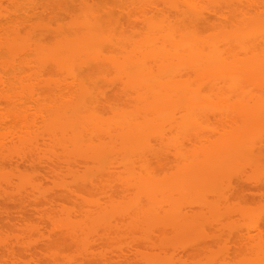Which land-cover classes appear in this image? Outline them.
Returning <instances> with one entry per match:
<instances>
[{"label":"bare ground","instance_id":"bare-ground-1","mask_svg":"<svg viewBox=\"0 0 264 264\" xmlns=\"http://www.w3.org/2000/svg\"><path fill=\"white\" fill-rule=\"evenodd\" d=\"M8 1H10V0H8ZM8 1H7V3H8ZM16 1H18V0H12L11 3H15L16 4ZM24 1L25 2H23V0L20 1L19 3L17 2L18 4L13 5L15 7L12 6L11 10H10V7H5V8H8L10 11L13 10L12 14H14V15H16L18 17L20 16L19 19L20 18L22 20H24L26 18L28 19L29 13L31 14V10L29 12H28V10H29V8H31V6L32 7L34 6L33 4H35V2L33 0H24ZM35 1L38 3V0H35ZM46 1H49V0H46ZM61 1L65 2V0H61ZM66 1L70 2V3H68V2L66 3L65 2L66 5H72L71 3H75V5H77V9H78V7L80 8L81 6H82V9H83V13L80 14V17H76V19H72V22L70 21L71 23L69 22L70 25L68 26V28H64L65 24H62L61 21L60 22L59 21L56 22L58 17L57 18L54 17L56 19L55 21L52 20V19H51L52 21L48 19L49 22L50 21L52 22V23L50 22L51 24L48 23V21H46L47 24L46 23L44 24L45 21L44 22L42 21V18H44V17L41 18L40 16H37L36 14H38V13H36L35 16H37L38 19L41 18L40 22L41 23L43 22L42 23L43 25L42 24H35V21H38V23H39L40 19L39 20H35V21H31L29 19L32 22V25L31 26L30 25L26 26L25 21H22L20 19L22 22L18 21V20L17 21L15 20V21L19 22V23L20 22L24 23L25 26H24V24L22 26H21V24H19V26L16 25L17 27L15 26V28H17L18 30H15V29L13 30L12 29L13 30L12 31L10 29V28H12V26H11L12 23H10L11 20H8L11 17H9V15L6 14V13H8L9 10L7 11V9H6V11H7V12L5 11L6 13L2 11L3 9L0 10V19H1V15H2L1 12H3L2 17L5 14V16L3 17L4 19L2 18L1 22L4 20L6 22V25H7L8 21H9L8 28H7V26H5L6 28L3 29L4 32H2L3 31L2 30V26L4 27V24H3L4 22H2V23L0 22L1 23V25H0L1 28L0 29L2 30V31L0 30V32H1L0 36H2V37H0V56H4L3 58H4L5 62L3 61L4 62L3 66L5 67V69L10 71V72H8L6 70L7 73L6 72H4V73L6 74V76L9 77L10 82L11 83L13 82L11 85L15 84L14 81L17 80V79L15 80V78L11 79V75L19 76L18 79L21 80L20 76H21L22 72H24V73H22V75L29 73L28 76H30V74L32 73L33 77H34V73H36V75L40 79L39 80L38 78H36V79H38V82L39 81L43 82L44 78L41 80L42 76H44V77L46 76V78H47V75L49 77L50 74L52 75V74L56 73L57 79H60L57 82H60V83L58 84L56 82L54 85H51V82L56 80V78H54L55 80H49L50 83L48 84V86L49 87L52 86L51 88H53V86L54 87H56V86L58 87L59 86L56 89L60 88V90H62L61 89L62 88L61 84H62V85L65 86V89H66L63 95H60V94H62L61 92H63L64 90L61 91V92H60V90H57L60 93V94L58 93V96H56V94L52 95L53 98L50 99L52 101L51 102L52 104L50 103V104L44 105V106H42V108L40 106H38L39 107L38 109H39L40 112L36 111L37 113L39 112V114H38V116H36V115L34 116V118L38 117L39 119L40 118L42 119V120H40V122L42 121V126L41 125L38 126L37 127L38 129L35 126L38 125L39 120L36 121L37 122L36 124L32 123L33 119L27 120L28 117L30 119V116H29L30 114L26 115V118H27L25 120L26 123L23 122V125H22L20 120H21V118L24 120L25 119V115H24V117H20V116H21V113L25 114L27 110H25V112L24 111L23 112L18 111L17 110L18 109V105L17 104H19V105L21 104V103H17L18 101H15V103H17V104H15V105L12 104V105H14L13 109H15L16 105H17V108L15 109L16 111H14L13 109L12 110H13V112H18V113H13L12 110H10L13 114L10 113L12 116L11 115H9V116H11L13 120H15V118H17V119L15 120V123H14V122H12L13 121L12 119L7 117V120L9 119V122L11 121L10 123L8 122V124H10V125L12 124L13 126L16 124V125H18V128H21V127L22 128H21L20 132L17 134L16 138H15L16 134L14 135V133H12L14 138L12 137V134H11L10 137H12L13 139H11V141H9L10 138H8V135H6L7 137H5V134H3L1 132L2 131L1 127L2 126L5 127L6 122H5V124H2V126L0 127V170L6 169L7 167L3 168L4 165L7 166V164H8L10 166V165L13 164V162H15L14 163L15 167H16V163L18 161H20L21 163H23V162L30 163L31 162V164H33V162H34L35 164H33V165L35 167L36 166L38 168L45 167L46 168L45 170H48L47 173H49V175L51 177H53V178L56 177V179L58 178L57 180H60V181L63 179V183L58 184V187L61 188V191L63 189L64 194H67V192L69 191L70 188H71L70 190H71V193H72V189L75 188V187H72L71 184H73V182H76V181H78L79 184H78V182H76L74 184L78 185V187L82 186V188H80V191H81V189L84 191V189L87 190V188L88 189L90 188L87 191L90 192L91 189H93V190L95 189L94 192H96L97 188H98V189H100L102 191V194H104L105 192L107 193V191L103 192L101 184L103 185L107 181V179H109V177L111 179H112V177H114L113 176L114 174H111L110 172H112V168L116 169L117 168L116 166L118 165V167H120L119 169L122 168V169L126 170V171H124L122 173L126 172V174H127V170H128V173H129L128 175L125 174V175L121 176L122 177L121 178V182L124 181V184H125V182L128 180L129 183L127 182V187H129V185L131 186L132 184H134V185H132V187H129V188H132V190L135 191V193L133 191V194L131 192L132 195L136 194L135 196H132V195L129 196L128 195L129 197H131V199L128 197V200L125 201V202H128V204H130L131 200H135V199H133L134 197H138L140 195L143 196V198H145V199L140 198L141 200L137 199L139 204L138 203L136 204V203L133 202V204L139 205V206H135L137 208L133 207L131 205L132 203L130 205L133 208L131 206L130 207L135 211V212H133V210H132V212L135 213L134 214L135 217H137V219L135 218L137 220V222L139 224H143V223L147 222L146 224H143V225H144V227H146V229H147V227L149 229V228H151V226L149 225L151 222L152 223L155 222V224H156V221L158 219H162L163 218L162 215L159 212L164 213L163 210H164L165 206H162L163 207V210H162L163 212H162V211H158L159 209L157 210L155 207H154V209H151L149 207H147L148 209H146L144 207L146 205H143V203L141 204V202H144V200H145V201H147L146 203L152 204L153 202H156L157 200L156 201H151V200L152 199H156L160 195H162L163 197L166 196L165 198H169V196H170V198H171L173 196V195L171 196L172 193H170L172 190H173V194H174V192H175V194L177 193L176 196L178 195V192L184 194L187 189L189 191H191L193 189L194 190L198 189L197 190V194H196L197 196L199 195L200 190L201 191L203 190V192L208 195V193L210 194V193H213L215 191L216 183H213V182L217 181L218 178H219L218 177L217 180L215 179V177L217 175L216 173H215V177L214 178L211 176L209 170L211 169V170L214 171V168H212V166H211V168H209V165L204 164V166L207 165V168H206V170H203L202 169V168H204L203 165H202V167L200 165L201 163H205V162L207 163V161L205 160L206 156H208L207 158L209 160V163L211 162V160H213V159L215 160L216 159V157H214L215 154L214 155H210L211 153H213L212 152L213 147H210L212 143H209L210 145L208 144L209 146H207V145L206 146L210 147L211 150L209 148H208L209 149L208 151L205 150L206 153L210 152L209 155H208V153H207V155L203 154V153H200V151L201 152L204 151V149H203L204 147L203 148L200 147V149L195 150V149H197V146L194 144V146H196V147H194L195 149L193 150V152L196 153V154H194L193 152L192 153L194 155H197V156L202 157V158H197L196 157L195 161L192 162V164L194 163V165H192L190 163L191 166L190 167L188 166V168L181 165L180 168H183V167L184 168L180 170V168L177 167L176 170H177V172L180 171L181 175L179 174V172L177 174L178 176L174 173V178H177L178 181L177 180H176V182L174 181V179L172 178V174H169V175H171L170 179H173V181H170L167 178V176L165 177V178H167V180H165L164 178L161 180L160 177H158L159 179H156L153 176L157 177V175L159 173L157 175L154 174L150 167H151V164H156L157 165L158 163H153L152 161H154V160H152V159L153 158L154 159L155 158L159 159V158H162V156L157 154V152H158L157 150L158 149H155V150L153 149L154 145L151 142V139L153 138L152 136L155 134V132L157 134V132L162 131L161 138L160 137L159 138H160V140H161V142L163 144L164 140L167 139V137H166L167 134L166 133L164 134L163 132L165 130H162V129L163 128L167 129V128H165L166 126H169L171 130H172L173 127H175V126L177 127V125H180L181 121H182L181 120L180 124H179V122H177V120L179 118L182 117V119L185 118L186 120H188L187 119V117H188L189 120H191L195 116L194 117L195 119L197 118V120H201V116H205L204 114H207L206 113L207 111H209L210 113L211 112L214 113L212 111V109L214 110V108L212 107L213 106L212 103L215 104V106H220L221 102H219L218 99L223 100L224 98L222 99V97L219 96L221 94V92L218 93V91H220L224 86L227 85V84L223 85V83H225L224 81H226V80H228V82L231 81V84H232V80H235L238 77L237 83H235V86H236L235 89H237V86L240 88L239 85H241V84H240L239 81H241V79L242 80H246L247 79L246 82L247 81H248L247 83L250 82L251 83V84L249 83L250 85H252V82L255 84V82L257 81L256 83L259 82L257 84L258 86L261 85V87H264V76H263V78H261V80H258L257 78L254 80V77H249L248 76L247 70H246V72H243V73H242L243 70H240L241 73L237 71V69L239 70V67H242L247 62H244L243 65H240V66L237 64L238 67L236 66V68H234L236 63L232 62V63H235V64H231L232 60L229 61L231 59L230 58L231 55H233V56L235 55L233 58L237 59V57H240L239 56V54H240L239 52L246 53V52H249V49H251L250 52H253V51H255V49L253 50L250 47H259V45H261V44H263V46H264V19H262V17H263L262 15L264 14V11L260 13V11H259L260 9L255 7L254 9L256 11L258 10V13L260 14V15H256L257 13H255V14L251 13L250 14V13L247 12L248 10L247 11L243 10L242 9L244 7L243 5H245L249 0H246V1L242 0L243 3H241V4H240V2H241L240 0H223V1L222 0H205L204 2L205 3L207 2L206 4L210 5V7H214L213 8L214 10L212 8H211L212 10L210 9L213 13H211V11L208 9V7H204V5H201V2H197L196 0H160V3H157L158 0H152V4L156 3L157 6L164 4L166 9H169L168 11H166V9L164 10L163 7H162V9H160L161 7L159 6L160 8H158L157 11H158V13H161V14H157V12L155 10H150L152 8L148 9V7H151V5H150L151 1H149V0H146V1L138 0V3L140 2L138 6H140L143 11H144V9H147V10H149L151 12L155 11L156 14L153 13V17L151 15L150 18L145 20V23L143 22L144 24L142 26L143 27L145 26V29L144 28L142 29L141 24H139V22L136 20L135 23L137 22V25L139 27L138 28L135 27L133 30H135L137 28L138 31H139V32L137 31L139 33V35H137L136 34L137 32L135 31V33H133V34L136 35L137 37L136 36L131 37L133 34H131V35L130 34H126V33H128L130 31L129 28L126 29V27H124V26H127V25L124 24L122 26V24H121V26H122L121 28L124 29L127 32H124L120 28V23L122 22V20L119 23V18L116 16V13L114 14L112 12L113 11L112 8L109 7V5L105 4L107 2V0L106 1L105 0H91L92 4H94L92 6L91 5L89 6L88 1L90 2V0H66ZM236 1H237V3H236ZM254 1H256V0H253L252 3L251 2L248 3V5H250V7L247 5V7H248L247 9L253 8L255 3L257 5V3L262 2V1H259V0H258L259 2H257V1L254 2ZM141 2H143L144 5L149 3L147 5V8H144L143 3H142V5H140ZM145 2H146V4H145ZM23 3H25V4L27 3V4L25 5ZM29 3H31V4L29 5ZM37 3H36V5H37ZM54 3H56V2H54ZM109 3L110 2H108V4ZM39 4H41L40 1H39ZM60 4H62V2H60ZM225 4L229 8L231 7L232 11H235V12L237 11V7H239V8L242 7L241 9L238 8L239 11H238L237 15H236L237 12L235 14L233 12L232 16H234L235 18H232L231 15L228 16V18L226 17V19H228V20L230 19L229 22L232 19H233L232 23H233V21L235 22L236 21L235 20L236 16H237V18H240V17L242 18L244 16V14H245L244 12H246L247 16H249V17L259 16V18H257V19L256 18H254V19L247 18L246 19V17H245L246 20H244L242 18L241 20H244V21H240L242 24L245 23V25H242V28H239V27H241V25H240L241 23H238L239 22L238 21V22H235V24L238 23L240 25L239 27L233 25L235 27L232 28L231 26L227 25L229 27L228 29H226L227 27L225 28V26H224V27H222V30H219V29H221V26L218 27L217 26L218 24L215 25L214 21H216L218 23V20L222 19V15L220 16V14L223 11L215 10V7L218 8V9H223V8H221V6L223 7ZM22 5H25V8L22 7ZM132 5H134V3ZM230 5H232V6H230ZM17 6L18 7L20 6L22 9H20V8L17 9ZM27 6H29V8ZM37 6H39V5H37ZM57 6H58V4H57ZM121 6L119 5V8L121 9V10L119 9V11H122V10L125 11L126 9L121 8ZM153 6L155 8V5H153ZM226 6H224V7H226ZM260 6H262V5H260ZM26 7L28 8V10H27ZM134 7L136 8L137 5H135ZM263 7H264V4H263V6L261 8L263 9ZM71 8L72 9L75 8L74 11H75V14L77 15V13L79 11L78 12L76 11L77 10L76 6H73V7L71 6ZM16 9H17V12L19 11L20 13L19 12L18 13L14 12V10L16 11ZM33 9H34V7L32 8L33 14L38 11L37 9H35V10H33ZM82 9H80V10L82 11ZM204 9L207 10V11H205ZM26 10L28 12V16L25 17V18H22L21 13H23V15H25V13H26V15H27ZM228 10H226V11H228ZM240 10H243L242 14L240 13ZM116 11L117 10H115L114 12H116ZM171 11H173V13H175V15L179 18L178 21H176L177 19L176 20L172 19L174 22H176V24H174L171 21V19H170L171 17H169V16H171L172 13L171 14H168V13L171 12ZM208 11H210V12H208ZM60 12H61V10H60ZM206 12L209 15L213 14V16H211L212 17L211 21L213 23L209 21L210 17L208 19L206 17V15L204 14ZM219 12H221V13L217 17V14ZM119 13H117V15ZM134 13H133V15L135 17ZM150 13H148V14H150ZM215 13H217V14H215ZM18 14H20V15H18ZM33 14H31L32 17L34 16ZM71 14H73L72 16L75 15L73 12ZM71 14H69V15H71ZM130 14H132L131 11H130ZM31 15L29 16L30 18H31ZM214 15H215V17H214ZM238 15L240 17H238ZM138 16L139 17L141 16L140 13H138L137 17ZM67 17H68V20H69V16H67ZM213 17L214 18H219V19H215L214 20ZM50 18H52V17H50ZM132 18H133V16H132ZM5 19H7L8 21L5 20ZM44 20H45V18H44ZM66 20H67V18H66ZM27 21L28 20H26V22ZM31 22L28 21L27 23H31ZM58 22L61 23L62 24L61 26H64V27H58V25H56V27L52 26V24H54V23L57 24ZM220 22L221 21H219V23ZM33 23H34V26H33ZM132 23H133V21H132ZM210 23H211V25H210ZM212 24H214L215 26L212 25ZM20 26H21V30L19 29ZM244 26H246V27L244 28ZM23 27H25V28L27 27L26 30ZM127 27H129V26H127ZM187 27H188V29H187ZM139 28H141L142 30H140ZM206 28H208L207 29L208 31L206 30ZM22 29H24V31L26 32L25 33L26 35H24V32H23L24 36L20 35V34H22V32L20 33V31H22ZM120 29L122 31H120ZM203 29H204V31L206 33L202 32ZM216 29H218L220 32L219 31L216 32ZM27 30H29V31H27ZM213 30L216 33H214ZM210 31L213 32V33H211ZM207 32H209V33L207 34ZM48 33H49L50 36L47 37ZM130 33H132V32H130ZM203 33H204V35H202V36H204V37L199 35V34H203ZM128 36H130V37L128 38ZM139 36H142L143 38L140 37L139 39H141V40H136V38H138ZM238 49L240 51H238ZM234 50H235V54L233 52ZM236 50L238 51V53H237ZM243 51H245V52H243ZM109 53H111V55ZM236 55H237V57H236ZM262 55H263V53H262ZM0 58L3 59L2 57H0ZM241 59H240L241 61L239 59L238 60L240 62H242L244 58L242 57ZM263 62H264L263 60H262V62L261 61L257 62L259 64L261 63V65L263 66V67H261L262 69H259L260 67L257 66V67H259L258 69L261 71V73L259 71H257L258 74L260 73L259 75L264 74V71H262V70H264ZM232 65H234L233 68H234V70H236L234 72H238L237 73L238 75L235 76V78H233L234 76H232L233 75L232 74L230 78L228 77L226 79V77H225L226 73L228 72V73L231 74V71L229 72L227 70ZM254 66L256 67V65H254ZM255 67H254V69H255ZM247 69H249V67ZM26 70H28L29 72L27 71L28 73H26L25 72ZM224 70H226V73L224 72ZM250 71H252V70H249L248 72H250ZM224 73H225V75H224ZM230 74H228L227 76H230ZM14 76H12V78ZM24 76H27V75H24ZM40 76H41V78H40ZM186 77H188V78H186ZM6 79H8V78L6 77ZM6 79H5V81H7ZM31 79L33 80L34 78H31ZM31 79L27 80V82L28 81H32ZM36 79H34V80L36 81ZM51 79H53V78H51ZM9 80L7 81V83L9 82ZM45 80L48 82V79H44V81ZM220 81H222V83ZM219 82H220V84H222L221 86L219 85ZM228 82L226 81V83H228ZM16 83H17V85H19L18 80H17ZM21 83L22 84L24 83L23 85L27 84L26 82H24V80H22ZM241 83H243V82H241ZM5 84H6V82L3 81L1 83V86L5 85ZM22 84H21L22 88H25V86H23ZM38 84H40V83H38ZM52 84H53V82H52ZM43 85H45V82H43ZM36 86H39V85H36ZM102 86H103V88H102ZM104 86H107V87H110V88L114 87V89L116 91L113 90L112 93H111L114 97H112V95L109 96L108 93H107V95L110 98L108 96L106 97V94L104 96V91H105ZM231 86H234V85H231ZM4 87H2V88L4 89ZM8 87H9V85L7 86V88ZM30 87H28V88H30ZM110 88H109V90L111 92L112 89H110ZM117 88H118V90H117ZM241 88L243 89V87H241ZM26 89H27V86H26L25 90ZM235 89L231 88L232 94L234 93ZM11 90H9V92H11ZM13 91L15 92V90H13ZM29 91H31V90H28V92ZM221 91L223 92V90H221ZM25 92H27V90ZM34 92H35V94L37 93L36 90L32 89V92H30V93H32L33 96H34L35 95ZM115 92H116L117 95L115 94ZM55 93H56V91H55ZM48 94H50V93H48ZM229 94L232 95L231 93H229ZM221 95H223V94H221ZM225 95H227L229 98L231 97L227 93ZM233 95H235V94H233ZM35 96H36L35 98L36 99L39 98V100H41V98H43V97L39 96V91H38L37 95H35ZM52 96H50V97H52ZM55 96L57 98H55ZM59 96H60L61 99L58 98ZM216 96H217V98H216ZM22 97H24V96H22ZM48 97H49V95H48ZM14 98H16V97H10L11 101H8V102L14 103L13 100H12ZM24 98H25V100H28V98H26V97H24ZM119 98H120V100H119ZM226 98L227 97H225V100L227 101ZM58 99H59V101H58ZM232 99L234 100L235 97H232ZM29 100H31V99H29ZM39 100L37 102L38 105H43L44 103L42 101H39ZM101 100H103V101H101ZM107 100L109 101L108 104H110L111 101H112V103H111L112 106H116V107H109L110 105L108 106V105H106L107 103L106 104L103 103V102H108ZM113 100L115 101V103L113 102ZM118 100L121 103L124 100V102H126V103L121 104ZM212 100H214V101H212ZM35 101L36 100L34 99V102ZM234 101H237V100H234ZM238 101H237L238 104H236V102L230 101V103H231L233 108L237 107L240 104L237 107L238 109H234V110H237L236 111L237 113L238 112L239 113L243 112L244 115L245 114L248 115V113L250 111L248 113H245L244 110H242L244 106H247V105H244V104H246V102L243 100V101H241V103H239ZM40 102L43 103V104H39ZM214 102H217V103H220V104H217V103H214ZM242 102H243V104H242ZM130 103L133 106H131ZM222 103L224 104V102H222ZM33 104H35V103H33ZM207 104H211V106L209 105V107H208V106H206ZM225 104H226V102H225ZM227 104L229 105V103H227ZM262 104L264 105V102ZM120 105H122V107ZM233 105H235V106H233ZM242 105H244V106H242ZM224 107H227V106L225 105ZM232 107H229V108L232 109ZM8 108H6V109H8ZM205 108H207V109H205ZM6 109H5V111H7ZM21 109H23V108H20L19 110H21ZM203 110H206V111L203 114L201 113V116H200L199 112L200 111L202 112ZM227 110H229V109H227ZM232 111H233V109H232ZM261 111L263 112V113L262 112L261 113L263 114V119H264V109H261ZM3 112H4V110H3ZM246 112H247V110H246ZM254 112L255 113L256 112L259 113L260 116L258 114L257 115L259 116V118L262 121V118H261L262 114H260L259 109H258V111L255 110ZM0 113H1V111H0ZM6 113H4L2 115H5ZM32 113H34V111ZM177 113L178 114L180 113V116H181V114L184 115V116L186 114H188V116L186 115L187 117H184V116L180 117L178 115L179 117L175 118V116H176L175 114H177ZM219 113H220V111H219ZM107 114H108V116L109 115L110 116L108 117ZM192 115H193L192 118L189 117V116H192ZM6 116L7 115H5L4 117L6 118ZM250 116L248 115L247 117L249 118ZM18 119H19L20 125H22L21 127H19L20 125L17 124V122H16ZM23 120H21V121H23ZM183 122H189V121H184L183 120ZM200 122L201 121H198V125H200L199 124ZM176 123H178V124H176ZM189 123H195V120H194V122L190 121ZM174 124H175V126H174ZM186 124L185 125L183 124L185 127L184 126L182 127L180 125L182 130H179L178 133L174 131L175 129H173V131H174L173 133H176V134H173V138H174L173 141L176 140V139L178 140V141L176 140V143H179V141H180L179 144H176V143L174 144L175 141L174 142L171 141V144H174V146L175 145H177V146L179 145V146L182 147L185 144V143H183V140L185 138L190 137V135H192V136L196 135L197 136V134L200 133V129H197V130H199V132H197V131L194 132L195 128H197L198 125H197V127L196 126L194 127V124H193V126L191 125V127H190V124H189V126H188V124L187 125ZM246 124L248 126L247 127L245 125L246 129H249V127L251 128L250 125L254 126L253 122L251 124L250 123H246ZM0 125H1V122H0ZM186 126H188V127H186ZM4 127H2V129ZM243 127H244V124H243ZM184 128L187 131H184L183 130ZM237 128H239V126H237ZM237 128L235 127V130H237ZM252 128H255V126L252 127ZM230 130L233 131L232 128H230ZM239 130L241 131V128H239ZM181 131L185 132V133H183L184 136L181 135V137H180L181 140H180V138H178V136H177V138H175V135L182 134ZM228 131H226V133ZM244 131L242 130L241 133H242L243 136L247 137V139H248V134H249L248 132H251L252 130L251 131H246V132H244ZM13 132H14V130H13ZM187 132H189V133H187ZM192 133H195V134H192ZM42 134H44V135H42ZM227 134H228L227 136H229V138L223 137V136H221V137H223V139L225 138V140L227 138L226 141H228V143L227 142L226 143L228 145L230 143L229 141H231L230 138L233 137V135L230 136L229 133H227ZM40 135H42V136H40ZM169 135H171V136H169L168 140H170V139L172 140V134H169ZM236 136H235L234 139L237 140V141H235L236 143L238 142L237 144H242L241 141H243V140L247 141L245 139V137L241 136L240 134H239V136H241V137L240 138L237 137L239 139V141H238ZM39 138H40L41 142H42L41 138L44 139V142H45V140H47L45 142V144L47 143L48 147L51 145L52 148H50L51 146L49 148H47V145H46V147L44 146L45 148L43 147L44 150L42 149V147L40 149L39 148L40 145L37 143ZM190 138H192V137H190ZM218 138L220 140V137H218ZM154 139H156V137L153 138V142H154ZM197 139L199 140L198 137H197ZM223 139L220 142V146H222V148L224 149V148H226L225 147L226 144L223 143V144H225L224 147H223V145H221L222 142H225V141H223ZM7 140L9 141L8 142L9 144L7 143ZM188 141L189 140H187V143H188ZM244 141H243V143H244ZM44 142H43V144H44ZM184 142H186V139H185ZM192 142H190V145H191ZM158 143H160V141H158ZM166 143L167 142H165V144ZM246 145H247V143H246ZM262 145L263 144H261V146L258 145L259 147H257L258 149H256V150H254L255 148L252 147V149L249 150L248 152L249 153L251 152V156H252V154L253 155L255 154L253 152L254 151L256 152L258 150L257 151L258 152L257 153V157H258V154L264 155L263 154L264 153V146L262 147ZM41 146H42V144H41ZM177 146H175V147L177 148ZM229 147L230 146H228L227 148H229ZM238 147H240V146H238ZM249 147H251V146H249ZM53 148H54L55 151L59 150V153H57L55 151L53 152L52 151ZM243 148H248V147H246L244 145V146H242V149ZM205 149H206V147H205ZM179 150H182V149L179 147ZM231 150H233V149H231ZM153 151H154L155 154L158 155V158L156 157L155 154H154V156L151 154L152 155L151 162L149 161V163H151V164H149L150 166L148 167L151 170H149L148 168L146 169V168L142 167V164H141V167L138 166L139 168H141L140 169L141 171L138 168L139 171L135 172L137 170L136 169L137 167H136L135 164L136 163L137 164L143 163V166H144V162L146 161V155L152 153ZM182 151H179L181 153H179L178 150H177V152L175 151L176 153H179L178 154V159L181 157L180 160L183 157H186V156H184V154H182ZM196 151H198V152H196ZM221 151H222V149H221ZM40 152H42V154H40ZM45 152L47 153L46 155H45ZM48 152H49V155H48ZM245 152H246V150H245ZM54 153L55 154L57 153L56 156H59V155L60 156L62 155V156L61 157L60 156L57 157L58 159L57 158L54 159V157L50 156L51 154L53 156H55ZM176 153H174V154L172 153V155H175V157H177ZM222 153H226L225 156H224L225 159L223 158L224 163H226V156H229V157H227L228 158L227 159L228 163H226V165L230 164L231 161H233L232 158H234V157H230L232 155L227 153V151L226 152H222ZM244 154L245 153L243 152V155ZM246 154H247V152H246ZM47 155L50 156L51 158L47 157ZM194 155H193V157H194ZM202 155H205V158H203L204 156H202ZM245 155L243 157L246 159ZM5 156H7V157H5ZM222 156L223 155H221L220 157H222ZM239 156H240V154H239ZM37 158L40 159V160H38ZM241 158L242 157H239L238 159H241ZM35 159H37V161ZM41 159H43L44 161H42ZM176 159H172V160L176 161ZM197 159L200 161L199 164H197ZM201 159H202V161H201ZM217 159L221 160V158H219V155L217 156ZM258 159H260V158L258 157ZM203 160L205 162H203ZM35 161L38 162V163L40 161V165L41 166H39V164H36ZM161 161L169 162L171 160L170 159L169 160H165V159L162 160L161 159L159 161L160 162L159 164L162 166L163 164L161 163ZM177 161H176V163L179 162V161L178 162ZM217 161L219 162V160H217ZM20 162H18V163H20ZM221 163H217V164H219V166H220V165H222ZM33 165H31V166H33ZM63 165H64V167L66 169L63 167ZM113 165H115V167H112ZM120 165H122V166H120ZM187 165H188V163H187ZM195 165L198 168H199V165H200V168L202 169L201 170L200 168L199 169L197 168L198 170H196V171H199L198 172L199 174L194 173L195 171H193V169H192V166L195 167ZM75 166L78 167V168H76ZM213 166L215 167L214 163H213ZM15 167H13V165H12V168L15 169ZM35 167H34V169H35ZM61 167H63V168H61ZM82 167H84L83 169L87 168L86 171H84V172L80 171L81 169H79V168H82ZM220 167H222V166H220ZM38 168H37V170H38ZM152 168L154 169V166ZM169 168H170V166H169ZM185 168L187 170L189 168H191L190 170H192L191 172H193L194 174L192 173V175H190V174L188 175L187 173L190 170H188L187 173H185L186 172ZM142 169L143 170L145 169L144 170L145 174L143 173ZM182 170L183 171L185 170L184 174H186L185 175L186 177H184V174H183ZM200 170L202 172H200ZM262 170H263V168H262ZM79 171L82 172V174L79 175ZM150 171H151V173H150ZM205 171L208 172V173L206 172L207 177H206V175H204ZM139 172H140V174L142 173L143 175H145V177H143L142 174L141 175L139 174L141 177L138 176L137 174ZM214 172L212 173L213 176H214ZM21 173H24V172H20L19 175L16 174V178L18 179V182H19L18 185L19 186H17V187H15L16 185H13V186L15 187V189L16 188L19 189V188L23 187V188H25L24 189L25 191L19 189V192L24 191V193L22 192L23 194L20 193L18 195V193L16 192L17 197L19 196L18 198L22 199V198H20L21 195H22V197H24L23 198L24 200L26 198H27V200H28V198H30V200H32V198H36L35 201L38 202V203H39V201L41 199H43V202L45 203V201L49 198V196H51L52 191L49 192V191L45 190L46 192H43L44 190H43V187L41 186V185H43L45 183V182L43 183V181H42V180H44L43 176L41 178L40 177L41 175L38 176V174H37V176H36L35 173H33V174L24 173L25 175L24 174L20 175ZM83 173H84V175H83ZM130 173H131V175H130ZM11 174L12 175H9V173H7V172L5 173L4 171H0V188L2 190H4V191H8V189H10L11 186H12L11 183L14 182V181L11 182L12 181L11 178H10L11 180L8 179V176L9 177L10 176L13 177V173H11ZM33 175L36 176V177H34ZM49 175H47V177ZM169 175H168V177H169ZM193 175H195V178L200 175V177L203 178V180H201L200 177H198L199 179L196 180V179H194ZM209 176L212 177V178L211 179L209 178V180H208ZM38 177H40V178L38 179ZM65 178H67V179L71 178V179H69V181L73 180V182L71 184L69 183V185H66V184H68L67 183L68 181L66 179L67 182H65ZM118 178L120 180L119 176H118ZM40 179H42V180H40ZM38 180H39V182L41 181L43 184H41L39 182L37 183ZM50 180H51V178H50ZM79 180H84V182L81 181V184L85 183L86 184V186L84 185L85 188L83 187V184L82 185L80 184ZM117 180L118 179H116V181ZM132 180H134V181L132 182ZM60 181H58V182L60 183ZM113 181H115V180H113ZM197 181H199V182H197ZM53 182H55V181H53ZM108 182H109V180H108ZM121 182L119 184L123 185V183H121ZM130 182H131V184H130ZM172 182H174V183H172ZM105 184L103 185V188H105V187L107 188L108 185L106 186ZM110 184L112 186V182L111 181L109 182V185ZM113 184L115 185L116 182L113 183ZM24 185H26L27 187L29 186V187L26 188ZM70 185H71V187H70ZM91 186H93V187H91ZM115 186H117V184ZM117 187H120V185L117 186ZM172 187H173V189L171 190ZM175 187H176V189L178 191L177 190L174 191ZM188 187H190V188H188ZM108 188H110V187L108 186ZM117 189H120V188H117ZM117 189L115 188L116 192L118 191V194H119L120 193L119 191L122 188L120 190H117ZM107 190H108V192L110 191L109 189H107ZM137 190H138V192H137ZM188 190L185 193V195L188 194ZM12 191H13V189H12ZM73 192L75 193L74 190H73ZM193 192L195 193L196 191H193ZM203 192L200 193V194L204 195ZM220 192L223 193L222 191H220ZM4 193H6V192H4ZM69 193H70V191L68 192V195L70 196L71 194H69ZM84 193H86V192L84 191ZM109 193H111V192H109ZM31 194L32 195L35 194V197L34 196L32 197ZM36 194H37V197H36ZM77 194H78V192H77ZM87 194H89V193H87ZM87 194H85V196ZM129 194H130V191H129ZM55 195H57V194H55ZM55 195L54 196L52 195V196L55 197ZM62 195H63V193H62ZM75 195H76V193H75ZM110 195H109V197H110ZM44 196H46V197H44ZM52 196L50 198L53 199ZM58 196H61V195H58ZM176 196H174V197H176ZM191 196H192V194H191ZM38 197H40V198H38ZM64 197H65V195H64ZM72 197H73V195H72ZM89 197H90V194H89ZM174 197H172V198L174 199ZM177 197H179V196H177ZM11 198L13 200V197H11ZM62 199H64V198H62ZM79 199L80 198H77V200H79ZM87 199H88L87 202H89V199H91V198H87ZM178 199L181 201V197L176 199L177 202L175 200H173V201H175L174 205H179L178 208H175V207L170 208L171 209L170 210V217L171 218L169 216H167V215H169V212L167 213L165 211L166 214H167V215L165 214V216H167V219H172L173 218V220H176L175 217L177 216V221L176 222H171V221H164L162 219L159 222L157 221V224L154 227L160 226V224H161L160 222L161 221H163L164 223L166 222L167 225L166 226L165 225L162 226L165 229L168 228L171 224H173L170 227V228H172V230H175V228L178 226V228H176V230L178 232H175V231H170V232H174L177 235L176 237L178 238V236H179V239H181L182 238V234H183L182 232H185V231H183L185 228L181 224L185 223L187 225V227H188L187 229L191 230V233H192V230H195V228H196L194 225H196L197 228L200 226V224H199L200 220L197 221L198 224H199L198 225L195 222L193 223L194 218H193V220L192 219L190 220V218H188V215L185 216V218H184L182 215L185 214L184 211H186V210H184L185 208H183V210H182V207L188 201L186 203H184V201L182 200L183 202L181 201L182 203H180V201ZM24 200L22 202H25ZM48 201L49 200H47V203H48ZM51 201H53V200H51ZM83 201H84V199H83ZM91 201H92V199H91ZM200 201H201V199H200ZM72 202L75 203V201H73V200H72ZM122 202H124V201H122ZM122 202H119V203H122ZM163 202H166V200L165 201L163 200ZM202 202L206 203V201H204V199H203ZM25 203L28 204L27 202H25ZM47 203H46V206L48 205ZM80 203H82V202H80ZM192 203H195V202H192ZM39 204L37 206H39ZM125 204H127V203H125ZM23 205H24V203H23ZM35 205H36V203H35ZM93 205H95L94 202H93ZM164 205H166V204H164ZM51 206H53V205H51ZM104 206L106 208L110 207V209L113 210L114 212L106 210V208ZM104 206H103L105 208L104 211L102 210L103 207H100L101 211H103V212H101L102 214L99 213L100 211H97V213L100 214V215H98L97 213L94 214L93 212H96V211H90V210H87V208H86L87 212L89 211L88 212V216L86 217V215L84 214L85 216L83 215L84 218H82V221H83V219H84V221H85V219L87 220L85 223L82 222V221L81 222L80 221H76L75 222L74 220H72V219L69 220L68 218H67L68 219L67 222H65L64 220H61L62 219L61 218L60 219L61 221L58 219L60 223L57 220L54 221V219L51 221V223H53V224L55 223L56 224V225H54V226H57L56 229H60L61 228L60 226H64L67 230L68 229H70V230L72 229L73 230V229L78 228L80 230L79 232H82V234H83V232L87 233V231H90V229H92V231H93V227L95 229V226L96 227L97 226L100 227V225H101V227H103V226L106 225V227H110V225H111L110 222H108V223L104 222L103 223L102 219L99 220L100 218H102V215L104 216V213L106 211L107 212L109 211L111 214H113V213L117 214V212L120 213V211H121V213H122L123 211H126L123 208H121V210L117 209L118 207H116L114 209V207H111L112 204H110V206H107V205H104ZM84 207H85V205H84ZM150 207H151V205H150ZM192 207H194V206H192ZM192 207L191 208L188 207V209L187 208L186 209L189 211V210L192 209ZM42 208H40V209H42ZM53 208H54V206H53ZM90 208H93V206H91ZM48 209H46V213L48 212L47 211ZM165 209L169 210L167 208H165ZM210 209H212V212H213L214 208L210 207ZM52 210L53 209H51V211ZM80 210H78V211H80ZM180 210L182 212H184V213H180ZM44 211L45 210H43V212ZM51 211H50V213H52ZM53 212H54V210H53ZM90 212H92V213H90ZM174 212H176V213H174ZM89 214H90L92 219L90 218ZM92 214H94V216H92ZM106 214H108V213H106ZM124 214H126V213H124ZM124 214L122 213V214H120V216H122ZM141 214L144 215V217H146L148 220L144 218V220H146V221H143L142 220L143 216L140 217ZM96 215H98V216H96ZM71 216H73V215H71ZM71 216H70V218H71ZM120 216H118V217H120ZM48 217H50V216H48ZM77 217H79V216H77ZM130 217H131V215H130ZM190 217H192V216H190ZM65 218L66 217H64L63 219H65ZM138 218H139V220L142 218L141 220L143 222L141 220L139 222ZM196 218H197V216H196ZM198 218L199 219L202 218V222L204 221L203 217H201V218L198 217ZM106 219L108 220V217H106ZM121 219H123V216H122ZM127 219L129 220V217L128 218L126 217V219L123 220V221L126 222ZM185 219H187L189 222L187 220L185 222ZM256 219H258V218H256ZM96 220H97V222H95ZM136 220H135L134 224H136L135 225L136 228L137 227L139 228L138 224L136 223ZM100 221H101V223H99ZM208 221H210V220H208ZM225 221H226V219H225ZM252 221H255V220H252ZM62 222H64V223H62ZM131 222L132 221H129V224H127V223H124V224H126L128 226L129 225L134 226L133 223H131ZM232 225H228V226L231 227ZM89 226H91V228ZM140 226L142 227V225H140ZM53 228H55V227H53ZM84 228H88L89 230L87 229V231H83ZM191 228H193V229H191ZM245 228H247V227H245ZM187 229H185L186 230L185 233L188 232ZM72 230L70 231L71 233L73 232ZM98 230H99V228H98ZM76 231H77V229H76ZM179 233H181V235ZM159 234H163V233L160 232ZM165 234H166V232H165ZM220 237H221V235H220ZM220 237H219V239H220ZM260 239H261V241L263 240L262 237ZM260 239H258V243L260 242L259 241ZM174 240H175V238H174ZM263 242H264V240L262 242H260V243L262 244ZM263 247H264V244H263ZM259 248L260 247H258V249ZM258 249H257V251H258ZM259 250L261 251V249H259ZM260 251H258V252L260 253ZM263 251H261V252H263ZM250 257H253V261L254 262L251 259H248V258H247V260L250 261L251 263L248 262V261L246 262V260L243 261L242 259H240L239 262L242 261L241 263H243V264H245V263H248V264H253V263L260 264V263H262L261 261H264L263 259H261L258 256H257L258 259L256 258V256H250ZM254 257L257 260H260L259 261L260 263ZM243 259H246V258H243ZM55 260H56V258L53 259L54 264H60V261L56 263L57 260L56 261ZM74 260L77 261L78 259H74ZM81 260H83V259L81 258ZM255 260H256V262H255ZM0 261L2 262L0 264H3L4 261H2V260H0ZM67 261L66 262H62L61 264H63V263L71 264V262L73 264V263L76 262V261L75 262L72 261V259H70V261L68 259ZM10 263H12V262H10ZM105 263H106V261H105ZM217 263H218V261H217ZM16 264H18V263H16ZM262 264H264V262Z\"/></svg>","mask_w":264,"mask_h":264},{"label":"rangeland","instance_id":"rangeland-1","mask_svg":"<svg viewBox=\"0 0 264 264\" xmlns=\"http://www.w3.org/2000/svg\"><path fill=\"white\" fill-rule=\"evenodd\" d=\"M7 1L8 0H0V2L3 4H1L0 3V6L2 7H0V10H2L3 12H5L6 11V9H7V11L9 10L8 8H5V7H10V10L12 9V6L13 5H16V4H18L20 1H22V0H18V1H16V4L15 3H11V1L12 0H10V1H8V3H7ZM34 2H35V4H33L34 6V9L33 10H35V9H37L38 11L37 12H35L34 14H33V11H32V6H31V8H29V6H27L28 8H29V10H28V8H27V10H28V12L31 10V14H33L34 16V18L32 17V15L29 13V16L31 15V18L28 16V12H27V10H26V12H27V15H26V13H25V15H23V13H21V15H22V18H25V17H27L28 16V19L26 18V19H24V20H22L21 18V20L22 21H25V23H26V26L28 25H32V22L31 21H35V20H39V23H38V21H35V24H42L44 21V24L46 23L47 24V22L46 21H48V23H50L52 20H56L54 17H58L57 18V20H56V22L57 21H61L62 22V24H65V27L64 26H61L62 24L61 23H57V24H52V26L53 27H56V25H58V27H64V28H68V26L70 25V23L72 22V19H76V17H80V14H82L83 13V9H82V6L79 8L78 7V9H77V5H75V3H71L72 5H66V3L68 2V3H70L69 1H66L65 0V2L64 1H61V0H49V1H46V0H38V3L35 1V0H33ZM39 1L41 2V4H39ZM51 1V2H50ZM106 1V0H105ZM130 1V2H129ZM140 1H142V0H140ZM144 1H146V0H144ZM149 1H151L150 2V5H151V7H148V9H150V8H152V9H150V10H155L156 12H157V14H161V13H158V8H160V9H162V7H163V9L165 10L166 9V7H165V5L164 4H162V5H159V6H157L156 5V3L154 4H152V0H149ZM197 2H201V5H204V7H208V9L210 10L211 8L213 9L214 7H210V5H208V4H206L204 1L205 0H196ZM223 1V0H222ZM241 2H240V4L241 3H243L242 2V0H240ZM246 1V0H245ZM252 1L253 0H249L245 5H243L244 7L242 8V7H237V13L235 12V11H232V9H231V7L229 8L228 6H226V4L224 5V6H226V7H222L221 6V8H223V9H218V8H216L215 7V10H221V11H223L222 13L221 12H219L218 14L217 13H215V14H217V17H218V15L220 14V16L222 15V19L220 20L219 18H214L215 17V15H214V20L215 19H219L218 20V23L216 22V21H214V23H215V25L216 24H218L217 26L218 27H220L221 26V29H219V30H222V27H224L225 26V28L226 29H228L229 27L227 26V25H229V26H231L232 28L233 27H235V26H240L241 25V27H239V28H242V25H245V23L244 24H242L240 21H244V20H246L247 18H251V19H254V18H259V16H252V17H249V16H247V13L246 12H244L245 14H244V16L242 17L244 20H241L242 18L238 15V17H240V18H237V14H238V8L239 9H243V10H245V11H247L248 13H257L256 15H260L259 13H258V10L256 11L254 8L256 7V8H258V9H260L259 11H260V13L261 12H263L264 11V7H263V9L261 8L262 6H263V4H264V0H259V1H262V2H259L258 0H256L257 2H259V3H257V5H256V3L254 4V6H253V8H249V9H247L248 7H247V5H248V3H252ZM256 1H254V2H256ZM15 2V1H14ZM18 2V3H17ZM23 2H25L24 0H23ZM54 2H56L57 4H58V6H57V4L56 3H54ZM60 2H62V4H60ZM102 2V1H101ZM108 2H110L109 4H108ZM115 2V3H114ZM148 2V1H147ZM157 2V1H156ZM162 2V1H161ZM36 3H37V5H39V6H37L36 5ZM88 3H89V6L91 5H94V4H92V2H91V0H90V2L88 1ZM105 3V2H104ZM103 3V4H104ZM117 3V4H116ZM134 3V5H132ZM140 3V2H139ZM139 3H138V0H107V2L105 3L106 5H109V7H111L112 8V12L115 14L116 13V16L119 18V23L121 22V20H122V22L120 23V28L125 24V25H127V26H129V27H127V26H124V27H126V29H130V31L128 32V33H126V34H133V33H135V31L137 32L138 31V25H137V22L135 23V21L137 20L138 22H139V24H141V26L145 23V20L146 19H148V18H150L151 17V15H152V17H153V13H155L156 14V12L155 11H149V10H147V9H144V8H147V5L149 4H146V2H145V4L146 5H144V3L143 2H141V4L140 5H142V3H143V6H144V11L142 10V8L140 7V6H138L139 5ZM157 3H160V0H158V2ZM224 3V2H223ZM236 3H237V1H236ZM22 4V3H21ZM23 4H25V3H23ZM27 4V3H26ZM25 4V5H26ZM31 3H29V5H30ZM104 4V5H105ZM262 5V6H260V5ZM11 5V6H10ZM25 5H22V7H24L25 8ZM36 5V6H35ZM102 5V4H101ZM112 5V6H111ZM119 5L121 6V8H123V9H126L125 11H119ZM135 5H137V7L135 8L134 6ZM153 5H155V8H154V6ZM70 6V7H69ZM71 6L73 7V6H76V11L79 13H77V15L75 14V8L74 9H72L71 8ZM80 6V5H79ZM153 6V7H152ZM230 6H232V5H230ZM237 6V5H236ZM242 6V5H241ZM249 7H250V5H248ZM260 6V7H259ZM13 7H15V6H13ZM37 7V8H36ZM61 7V8H60ZM165 7V8H164ZM5 8V9H4ZM18 8H20V9H22L20 6L18 7L17 6V9ZM117 8V9H116ZM154 8V9H153ZM233 8V7H232ZM17 9H16V11L14 10V12H17ZM80 9H82V11L80 10ZM211 9V10H212ZM229 9V10H228ZM235 9V8H234ZM253 11H252V10ZM8 11V13H6V14H8L9 15V17H11V18H9L8 20H11L10 21V23H12V28H10L11 30L13 29H15V30H18L17 28H15V26L16 25H18L19 26V24H21V26L24 24V23H21L22 21L19 19V17L18 16H16V15H14V14H12V11ZM60 10H61V12H60ZM115 10H117L116 12H114ZM121 10V9H120ZM147 10V11H146ZM169 9H166V11H168ZM205 10V9H204ZM210 10V11H211ZM214 10V9H213ZM226 10H228V11H226ZM231 10V11H230ZM243 10H240V13L242 14L243 12ZM255 10V11H254ZM22 11V10H21ZM130 11H131V13L132 14H130ZM205 11H207V10H205ZM210 11H208V12H210ZM3 12H1L2 13V15H3ZM13 12V13H14ZM19 12V11H18ZM17 12V13H18ZM24 12V11H23ZM68 14H67V13ZM74 13L75 15L74 16H72L73 14H71V13ZM121 14H120V13ZM135 12V13H134ZM144 12V13H143ZM151 12V13H150ZM161 12V11H160ZM164 12V11H163ZM232 12V13H231ZM233 12H234V14L236 13V21L235 22H238V23H241L240 25L238 24V23H236L235 24V22L233 21V23H232V20L229 22V20L228 19H226V17L228 18V16H232L233 15ZM20 13V12H19ZM36 13H38V14H36ZM40 13V14H39ZM62 13V14H61ZM117 13H119L118 15H117ZM133 13L135 14V17H134V15H133ZM138 13H140V15L142 16H138L137 17V15H138ZM148 13H150V14H148ZM165 13V12H164ZM172 13V14H171ZM207 13V12H206ZM206 13H204L205 15H206V17L209 19V17H210V19H209V21L210 22H212L211 21V16H213V14H206ZM211 13H213L212 11H211ZM231 13V14H230ZM16 14V13H15ZM35 14L37 15V16H40L41 18L42 17H44L45 18V20H44V18H42V23L40 22L41 21V18H39L38 19V17L37 16H35ZM69 14H71V15H69ZM154 14V15H155ZM168 14H171V16H169V17H171L170 19H171V21L174 23V24H176V22H174L173 20H176V21H178L179 20V18L175 15V13H173V11H171V12H169ZM2 15H1V19H0V22H1V20H2V18L5 16V14H4V16L2 17ZM18 15H20V14H18ZM66 15V16H65ZM79 15V16H78ZM131 15V16H130ZM24 16V17H23ZM65 16V17H64ZM67 16H69V20H68V17ZM132 16H133V18H132ZM173 16V17H172ZM219 16V17H220ZM263 17H264V14L262 15ZM7 17V16H6ZM5 17V18H6ZM50 17H52V18H50ZM72 17V18H71ZM123 17V18H122ZM130 17V18H129ZM146 17V18H145ZM245 17H246V19H245ZM262 17V19H264ZM18 18V19H17ZM66 18H67V20H66ZM122 18V19H121ZM132 18V19H131ZM232 18H235L234 16H232ZM4 19V18H3ZM31 21H30V20ZM34 19V20H33ZM51 20L50 22H49V20ZM141 19V20H140ZM173 19V20H172ZM5 20H7V19H5ZM7 20V21H8ZM18 20V21H21L20 23L19 22H16V21ZM26 20H28L29 22H31V23H27L26 22ZM53 21V22H54ZM71 21V22H70ZM132 21H133V23H132ZM141 21V22H140ZM219 21H221L220 23H219ZM2 22H4L3 24H4V27L2 26V30L3 29H5L6 27L5 26H7V28H8V26H9V21H8V24L6 25V22L3 20ZM1 22V23H2ZM70 22V23H69ZM124 22V23H123ZM144 22V23H143ZM1 23H0V25H1ZM52 23V22H51ZM50 23V24H51ZM69 23V24H68ZM213 23V22H212ZM230 23V24H229ZM49 24V25H50ZM121 24H122V26H121ZM182 24V23H181ZM222 24V25H221ZM43 25V24H42ZM60 25V26H59ZM210 25H211V23H210ZM212 25H214V24H212ZM214 25V26H215ZM233 25H235V26H233ZM21 26L19 27V29L21 30ZM24 26H25V24H24ZM33 26H34V23H33ZM51 26V25H50ZM51 26V27H52ZM17 27V26H16ZM131 27V28H130ZM135 27H137L135 30H133ZM237 27V28H238ZM246 26H244V28H245ZM0 28H1V26H0ZM25 30H26V28L25 27H23ZM145 29V26L143 27L142 26V29ZM210 28V27H209ZM231 28V29H232ZM236 28V29H237ZM238 28V29H239ZM24 29H22V31H20V33L22 32V34H20V35H23V32H24V35H26L25 33V31H24ZM29 29V28H28ZM57 29V28H56ZM122 29V28H121ZM120 29V31H124V32H127V31H125L124 29H122L121 30ZM140 30H142L141 28H139ZM187 29H188V27H187ZM208 28H206V30H207ZM215 29V28H214ZM1 30V29H0ZM1 30V31H2ZM8 30V29H7ZM12 30V31H13ZM218 29H216V32L217 31H219ZM233 30V29H232ZM235 30V29H234ZM6 31V30H5ZM9 31V30H8ZM27 31H29V30H27ZM202 31V30H201ZM208 31V30H207ZM2 32H4V30L2 31ZM18 32V31H17ZM130 32H132V33H130ZM139 32V31H138ZM136 33L137 35H139V33ZM141 32V31H140ZM189 32V31H188ZM199 32V31H198ZM202 32H205L204 31V29H203V31ZM211 32V31H210ZM213 32L214 33H216L214 30H213ZM213 32H211V33H213ZM220 32V31H219ZM1 33V32H0ZM6 33V32H5ZM201 33V32H200ZM206 33V32H205ZM209 32H207V34H208ZM142 34V33H141ZM2 35V34H1ZM23 35V36H24ZM200 36H202V35H204V33L203 34H199ZM48 36H50L49 35V33L47 34V37ZM134 36H136V35H132L131 37H134ZM0 37H2V36H0ZM130 36H128V38H129ZM137 37V36H136ZM140 37H142V36H139L138 38H136V40H141V39H139ZM202 37H204V36H202ZM208 37V36H207ZM143 38V37H142ZM135 39V38H134ZM250 48H252L253 50L255 49V51H253V52H250V50L251 49H249V52H246V53H242V52H239L240 54H239V56L240 57H237V55H236V57H237V59H234L233 57L235 56H233V55H231V59L229 60V61H231V64H235V67L234 68H236V66H237V64L240 66V65H243V63L244 62H247V63H245L242 67H239V70L237 69V71L238 72H240V70H243L242 71V73L243 72H246V70H247V73H248V76L249 77H254V80L257 78L258 80H261V78H263V76H264V74H261V75H259L260 73H261V71L259 70V69H262L261 67H263L262 65H261V63L259 64V63H257V62H262V60L264 61V46H263V44H261V45H259V47H250ZM108 51V50H107ZM237 51V50H236ZM238 51H240L239 49H238ZM238 51H237V53H238ZM242 51V50H241ZM234 52V54H235V50L233 51ZM243 52H245V51H243ZM262 53H263V55H262ZM110 55H111V53H109ZM4 55V54H3ZM0 57H4V56H0ZM235 57V58H236ZM244 58L243 59V61L242 62H240L242 59L241 58ZM262 57V58H261ZM6 59V58H5ZM240 61H239V60ZM236 60V61H235ZM260 60V61H259ZM5 62V60H4V58L3 59H1L0 58V86H1V83L4 81V82H6V86L5 85H3V86H1L0 87V111H1V115H0V122H1V125H0V127L2 126V124H5V122H6V125H5V127L4 126H2V127H4L3 129H2V127H1V132L3 133V134H5V137H7L6 135H8V138H10L9 139V141H11V139H13L14 137H13V134L12 133H14V135H15V138H16V136H17V134L20 132V130H21V126L23 125V122H25V120L27 119L26 118V115H29L30 116V119H29V117H28V119L27 120H31V119H33L32 120V123L33 124H36L37 122L36 121H38L39 120V123H38V125H36L35 127L37 128L38 126H42V121L40 122V120H42L41 118L39 119L38 117H35L34 118V116L36 115V116H38V114H39V107L38 106H40L41 108H42V106H44V105H47V104H50L52 101L50 100V99H52L53 98V94L55 95L56 94V96H58V93H59V91H57V90H60V88L59 89H56V88H58L56 85V87H54L53 86V88H51V87H49L48 86V84L50 83V81L49 80H55L54 78H56V80L55 81H52L53 82V84H52V82H51V85H54L57 81H59L60 79H57V75H56V73L55 74H50V76L48 77V73L46 74L47 75V78H46V76L44 77V76H42V78H41V76H40V78H41V80L44 78V79H48V82L45 80L44 81V79H43V82H45V85H43V82H38V76L36 75V73H34V77H33V75H32V73L30 74V76H28L29 75V71L28 70H26L25 72L26 73H28V74H24V75H27V76H24V75H22V73H24V72H22L21 73V76H20V79L21 80H19L18 78H19V76H14V75H11V79H14L15 78V80L17 79L18 80V83H19V85H17V80L16 81H14L15 82V84H13V85H11L12 83L10 82V80H9V77L8 76H6V74L4 73V72H6L7 73V69H5V67L3 66V64H4V62ZM232 62H235V63H232ZM239 62V63H238ZM258 65H257V64ZM263 64H264V62H263ZM254 65H256V67L254 66ZM233 66L234 65H232L231 67H229L228 68V70L227 71H231V74L230 73H228V74H230V76H227L228 74L226 73V70H224V72L226 73V79L229 77H231V75L232 76H234L233 78H235V76H237L238 74V72H234V71H236V70H234V68H233ZM257 66H259V67H257ZM238 67V66H237ZM244 67V68H243ZM249 67V69H247ZM254 67H255V69H254ZM241 68V69H240ZM243 68V69H242ZM259 68V69H258ZM230 69V70H229ZM254 69V70H253ZM7 70V71H6ZM249 70H252V71H250V72H248ZM28 71V72H27ZM257 71H259L260 73L258 74L257 73ZM262 71H264V70H262ZM8 72H10V71H8ZM53 73V72H52ZM225 73H224V75H225ZM241 73V72H240ZM9 75V74H8ZM44 75V74H43ZM12 76H14L13 78H12ZM52 76V77H51ZM6 77L8 78V79H6ZM8 81L9 80V82L7 83V81H5V79ZM31 78H34V79H36V78H38V79H36V81L34 80H32ZM51 78H53V79H51ZM62 78V77H61ZM186 78H188V77H186ZM185 78V79H186ZM221 78V77H220ZM29 79H31L32 81H28L27 82V80H29ZM225 79V78H224ZM237 79H238V77L235 79V80H232V84H231V81H229L228 82V80H226L228 83H226V81H224L225 83H223V85L224 84H227L226 86H224L223 88L226 90H224L223 88L221 89V90H223V92L220 90V91H218V93L219 92H221V94H223V95H219L217 92V94L220 96V97H222V99L223 100H221V99H218L219 100V102H221V104L220 103H217V102H214V103H217V104H220V106H215V104H213L212 103V107L214 108V110L212 109V111L214 112V113H210L209 111H207L206 113L208 114H204L205 116H201V113L203 114L206 110H203L202 112L200 111H198L200 114V116H201V120H197V118L195 119L194 117H193V115L192 116H189V117H193L191 120H189V118L187 117L188 116V114H186L185 116L184 115H182L181 114V116H184V117H187V119L188 120H186L185 118L184 119H182V117L180 116V113L178 114H175L176 116H175V118H177V117H181V118H179L178 120H177V122H179V124H180V121H181V124L183 123L184 125L187 123L188 124V126H189V124H190V127H191V125L193 126V124H194V127L196 126L197 127V125H198V121H201L199 124L200 125H198V127L197 128H195V131L194 132H199V130H197V129H200V133H198L197 134V136L195 135H190V137H192V138H190V137H188V138H185L186 139V142H184L185 141V139L183 140V143H185L182 147L181 146H179L182 150H179V147L177 146V145H175V146H177V148L174 146V144L176 143V140H174L173 141V134H176V133H173L174 131L175 132H179V130H182L181 129V126L183 127L184 125L182 124H180V125H177V127L175 126V124H174V126L175 127H173L172 128V130L170 129V127L169 126H166L165 128H167V129H162V130H165L163 133L165 134H167L166 135V137H167V139L166 140H164V142H163V144H162V142H161V140H160V138H161V133H162V131H159V132H157V134H156V132H155V136L153 135L152 137L154 138V137H156V139H154V142H153V138L151 139V142L153 143V145H154V150L155 149H158L156 152H157V154L158 155H161L162 156V158H159V159H152V160H154V161H152L153 163H160L159 161L162 159H165V160H171V161H169V162H167V161H161V163L163 164L162 166L159 164H151V163H149V161L151 162V158H152V155L154 156V151L152 152V153H150V154H147L146 155V163L144 162V166H143V163H139V164H135L136 165V171L135 172H138L141 168H139V167H141V164H142V167H144V168H148L150 165L149 164H151V169H152V171H153V173L154 174H158L157 175V177L156 176H153V177H155L156 179H159L158 177H160V179L162 180L163 178L165 179V180H167V178L170 180V181H173V179H174V181L176 182V180L178 181V179L177 178H174V173L177 175L178 174V172H179V174L181 175V172L180 171H178L177 172V170H176V168L178 167V168H180L181 167V165L182 166H184V167H187L188 168V166L190 167L191 166V164H192V162L193 161H195V158L197 157V158H202V157H199V156H197V155H194V154H196V153H194L193 152V150L195 149L194 147H196L197 146V149H195V150H198V149H200V147L201 148H203L204 149V151H200V153H203V154H206L207 155V153H208V155L210 154V152H205V150L206 151H208L209 149L211 150V148L210 147H213V150H212V152L213 153H211L210 155H214V157H216V161L214 162L213 160H211V162L209 163V160H208V156H206V158H205V155H202V156H204L203 158H205V160L207 161V163L203 160V162H205V163H201L200 165H201V167H202V165H203V167L204 168H202L203 170H206V168H207V165H209V168H211V166H212V168H214V171L213 170H209L210 171V174H211V176L214 178L215 177V173L217 174L216 175V177H215V179L217 180V178H218V182L217 181H214L213 183H216V189H215V193L213 192V193H208V195L207 194H205L204 192H203V190L201 191L200 190V193H204V195L203 194H200L199 193V195L197 196L196 194H197V190L198 189H196V190H191V191H189L188 189V194L187 195H185V193L187 192V190H186V192L183 194V193H180V192H178V195L177 196H179V197H177L176 196V194H175V192H174V194H173V187L171 188V192L170 193H172L171 194V196L172 197H174V196H176L177 198H180L181 197V201L183 200L184 201V203H186L187 201V203L186 204H184L183 205V207H182V210H183V208H185L184 210H186V211H184L185 212V214L184 215H182L184 218H185V216H187L188 215V218H190V220L192 219L193 220V218H194V220H193V223L195 222V223H197L198 224V222L197 221H199L200 220V222H199V224H200V226L197 228V226L196 225H194L196 228H195V230H192V233H191V230H188L187 228V225L185 224V223H182L181 225H183V227L185 228V229H187L188 230V232L187 233H185L186 232V230L184 229L183 231H185V232H182L183 234H182V238L181 239H179V236H178V238L176 237L177 235L174 233V232H170V231H175V232H178L177 230H176V228H178V226L175 228V230H172V228H170L171 227V225H173V224H171L168 228H164V227H162L163 225H167L166 224V222L164 223L163 221H161L159 224H160V226H156V227H154L156 224H157V221L159 222L160 220H164V221H171V222H176L177 221V216L175 217L176 218V220H173V218L172 219H167V216H169L170 217V208H173V207H175V208H178V206L179 205H174L175 203V201L177 202V198L176 197H174V199L171 197L170 198V196H169V198H165V197H163L162 195H160V196H158L156 199H152L151 201H156V202H151L152 204H150V203H146L147 201H145L144 200V202H141V204L143 203V205H146V206H144L146 209H148L147 207H149V208H151V209H154V207L158 210V211H162L163 210V207L162 206H165L164 207V213H161V212H159L161 215H162V219H158L157 221H156V224H155V222H151L149 225L151 226V228H149L148 229V227H147V229H146V227H144V225L143 224H146V223H143V224H139L138 222H137V217H135V213H133V212H135L132 208L133 207H135V206H139V205H136L137 203H138V200L137 199H140V198H142V199H145V198H143V196H138V197H134L133 199H135V200H131V202H130V204L133 206H131L130 204H128V202H125V201H127L128 200V197L129 196H131L132 194H133V191L134 190H132V188H129V187H132V185H134V184H132L131 186L129 185V187H127V182L129 183V181L127 180L126 182H125V184H124V181L123 182H121V176L122 175H125L126 174V172L125 173H122V172H124V171H126L125 169H119L120 167H118V165L116 166L117 168L115 169V168H112V172H110L111 174H114L113 176L114 177H112V179L109 177V179H107V181L104 183L106 186L108 185L110 188H108V186H107V188L105 187V188H103V185L101 184V187H102V190H103V192L104 191H107V193L105 194H102V191L100 190V189H98L97 188V191L96 192H94V190L93 189H91L90 190V192L89 191H87V190H89L88 188H87V190H85L84 189V191L86 192V193H84V191L81 189V191H80V188H82V186L80 187H78V185H76V184H74V183H76V182H78V181H76V182H73V180H71V181H69V179H71V178H69V179H67V178H65V182H67L68 184H66V185H69V183L71 184L72 182H73V184H71L72 185V187H75V188H73L72 189V193H71V188L69 189V191H70V193L69 194H71L70 196L68 195V192H67V194H64V192H63V189H62V191H61V188L60 187H58V184H61V183H63V179L60 181V180H57L56 179V177L55 178H53V177H51L50 175H49V173H47V171L48 170H45L46 168L45 167H43V168H38L37 166V168H38V170H37V168L33 165V164H35L34 162H33V164H31V162L30 163H28V162H23V163H21L20 161H18V162H20V163H16V167H15V162H13V167H15V169L14 168H12V165H8L7 163V166L6 165H4V167L3 168H6V169H2V170H0V171H4L5 173L7 172V173H9V175H12L11 173H13V177H9L8 176V179H12V181L11 182H13V183H11L12 184V186H11V188L13 189V191H12V189L10 190V189H8V191H4V190H2L1 188H0V260H2V261H4L3 262V264H16V263H18V264H54V261H53V259L54 258H56V263L57 262H59L60 261V264L62 263V262H66L68 259H69V261H70V259H72V261H76V260H74V259H80L78 262L76 261L75 263H73V264H104L105 263V261H106V263L105 264H243V263H241L242 261H240L239 262V260L240 259H242L243 261H245L246 260V262L248 261L247 260V258L248 259H251L252 261H253V257H250V256H256V258L258 259V257H260L261 259H263L264 260V247H263V244H264V242L261 244L260 242H262L263 240H264V155H260V154H258V157L260 158V159H258V157H257V151L255 152H253V153H255L254 155L252 154V156H251V152L249 153L248 151L249 150H251L252 149V147L253 148H255L254 150H256V149H258L257 147H259V146H261V144H263L262 145V147L264 146V119H263V110L261 111V109H264V105L262 104L264 101V87H261V85L260 86H258L257 84L259 83H256L255 82V84L252 82V85H250L249 83H247L246 82V80H242L241 79V81H239L240 82V84L241 85H239L240 86V88L237 86V89H235V83H237ZM240 79V78H239ZM250 79V78H249ZM22 80H24V82H26L25 84L26 85H23L21 82H22ZM40 80V79H39ZM253 80V79H252ZM21 81V82H20ZM250 81V80H249ZM36 82V83H35ZM221 83H222V81H220ZM220 82H219V85L221 86L222 84H220ZM241 82H243V83H241ZM263 82V81H262ZM38 83H40V84H38ZM42 83V84H41ZM58 84L60 83V82H57ZM62 83V82H61ZM248 85H247V84ZM21 84L23 85V86H25V88H26V86H27V92H25L26 90H25V88H22V86H21ZM9 85V87L7 88V86ZM36 85H39V86H36ZM231 85H234V86H231ZM5 86V87H4ZM31 86V87H30ZM34 88H33V87ZM61 86H62V90H60V92L61 91H63V92H61L62 94H60V95H63L64 94V92H65V86L64 85H62L61 84ZM60 86V87H61ZM219 86V87H220ZM2 87H4V89L2 88ZM18 87V88H17ZM28 87H30V88H28ZM241 87H243V89L241 88ZM2 88V89H1ZM102 88H103V86H102ZM108 88V89H107ZM109 88L110 87H107V86H104V89H105V91H104V96H105V94H106V97L109 95V96H111L112 94V91L113 90H115L114 89V87H111L110 89H112L111 90V92H110V90H109ZM116 88V87H115ZM119 88V87H118ZM118 88H117V90H118ZM221 88V87H220ZM219 88V89H220ZM231 88L232 89H235L234 90V93L233 94H235V95H233L232 94V91H231ZM12 89V90H11ZM24 89V90H23ZM32 89H34V90H36L37 91V93H38V91H39V96L40 97H43V98H41V100H39V98H37L39 101H42L43 103H39V104H43V105H38V100L35 98L36 96L35 95H37V93L35 94V92H34V96H33V94L32 93H30V92H32ZM108 91H107V90ZM9 90H11V92H9ZM13 90H15V92L13 91ZM28 90H31V91H29L28 92ZM52 90V91H51ZM102 90V89H101ZM246 90V91H245ZM8 91V92H7ZM55 91H56V93H55ZM116 91V90H115ZM230 91V92H229ZM237 91V92H236ZM248 91V92H247ZM50 93V94H48V93ZM53 92V93H52ZM106 92V93H105ZM110 92V93H109ZM231 93L232 95H230L229 93ZM236 92V93H235ZM246 92V93H245ZM13 93V94H12ZM26 93V94H25ZM28 93V94H27ZM107 93H108V95H107ZM227 93L229 96H231L230 98L227 96V95H225V94ZM248 93V94H247ZM18 94V95H17ZM115 94H116V92H115ZM247 94V95H246ZM16 95V96H15ZM26 95V96H25ZM48 95H49V97H48ZM117 95V94H116ZM121 95V94H120ZM16 97V98H14V99H12L13 100V102L14 103H11V102H8V101H11L10 100V97ZM22 96H24V97H26V98H28V100L29 99H31V100H25V98L24 97H22ZM28 96V97H27ZM31 96V97H30ZM47 96V97H46ZM50 96H52V97H50ZM55 96V98H57ZM108 96V97H109ZM119 96V95H118ZM122 96V95H121ZM218 96V97H219ZM246 96V97H245ZM18 97V98H17ZM20 97V98H19ZM62 97V96H61ZM112 97H114L113 95H112ZM225 97H227L226 99H227V101L225 100ZM232 97H235V99L234 100H239L238 102L239 103H241V101H245L246 102V104H244V105H247V106H244V105H242V106H244L243 107V109L242 110H244V112L245 113H248L249 111V113H248V115L250 116L249 118L251 119H249L247 116L248 115H244V113L242 112H236L237 110H234V109H238L237 107L240 105H236V104H238L237 103V101H234L233 99H232ZM253 99H252V98ZM54 98V99H55ZM58 98H60V96L58 97ZM110 98V97H109ZM122 98V97H121ZM215 98V97H214ZM216 98H217V96H216ZM215 98V99H216ZM20 101H19V100ZM34 99L36 100L35 102H34ZM61 99V98H60ZM107 99V98H106ZM214 99V100H215ZM231 99V100H230ZM45 100V101H44ZM109 100V99H108ZM107 100V101H108ZM119 100H120V98H119ZM118 100V101H119ZM214 100H212V101H214ZM217 100V99H216ZM15 101H18L17 103H21L20 105L19 104H17V103H15ZM33 101V102H32ZM54 101V100H53ZM58 101H59V99H58ZM57 101V102H58ZM101 101H103V100H101ZM111 101V100H110ZM122 101V100H121ZM230 101H232V102H236V106L237 107H232V105H231V103H230ZM56 102V103H57ZM113 102L115 103V101L113 100ZM117 102V101H116ZM120 102V101H119ZM222 102H224V104H225V102H226V106L227 107H224L225 105L222 103ZM33 103H35V104H33ZM37 103V104H36ZM54 103V102H53ZM104 104H106V105H110L109 107H116V106H112V101H111V103L110 104H108L109 103V101L108 102H103ZM121 103V102H120ZM123 103H126V102H124V100H123V102L121 103V104H123ZM227 103H229V105L227 104ZM12 104H17L18 105V111H20V112H25V110H27L26 111V113L24 114V113H21V116L20 117H24V115H25V119L23 120L22 118H21V120H23V121H21L20 120V122H21V124L22 125H20V122H19V119L16 121L17 122V124H19L20 126L19 127H21V128H18V125H10V124H8V122H9V119L7 120V117H9L10 119H12V115L11 114H13V113H18V112H13V110L14 111H16L15 109L17 108V105H16V108L15 109H13L14 108V105H12ZM24 104V105H23ZM52 104V103H51ZM216 104V105H217ZM242 104H243V102H242ZM12 105V106H11ZM116 105V104H115ZM130 105H131V103H130ZM209 105L211 106V104H207L206 106H208L209 107ZM235 105H233V106H235ZM6 106V107H5ZM121 107H122V105H120ZM125 106V105H124ZM131 106H133V105H131ZM135 106V105H134ZM232 107V109H233V111H232V109L231 108H229V107ZM9 107V108H8ZM12 107V108H11ZM26 107V108H25ZM261 107V108H260ZM6 108H8V109H6ZM11 108V109H10ZM20 108H23V109H21V110H19ZM239 108V109H240ZM259 109V112H260V114H262V121H261V119L259 118V113L258 112H254L255 110L256 111H258V109ZM5 109L7 110V111H5ZM13 109V110H12ZM122 109V108H121ZM205 109H207V108H205ZM223 109V110H222ZM227 109H229V110H227ZM3 110H4V112H3ZM10 110H12V112L10 111ZM201 110V109H200ZM209 110V109H208ZM216 110V111H215ZM218 110V111H217ZM246 110H247V112H246ZM34 111V113H32ZM36 111H39L38 113L36 112ZM187 111V110H186ZM211 111V110H210ZM219 111H220V113H219ZM241 111V110H240ZM3 112V113H2ZM7 112V113H6ZM9 112V113H8ZM194 112V111H193ZM252 112V113H251ZM254 112V113H253ZM262 112V113H261ZM4 113H6L5 115H7L6 116V118L4 117L5 115H2V114H4ZM11 113V114H10ZM187 113V112H186ZM189 113V112H188ZM213 114V115H212ZM216 116H215V115ZM259 116H258V115ZM9 115H11V116H9ZM179 115V116H178ZM196 115V114H195ZM107 116H108V114H107ZM110 116V115H109ZM108 116V117H109ZM197 116V115H196ZM199 116V117H200ZM33 117V118H32ZM257 117V118H256ZM2 118V119H1ZM7 120H5V119ZM19 118V117H18ZM204 118V119H203ZM260 120H259V119ZM17 118H15V120H16ZM199 119V118H198ZM243 119V120H242ZM4 120V121H3ZM13 120V119H12ZM15 120H13L12 122H14L15 123ZM183 120L184 121H191V122H194V120H195V123H189V122H183ZM4 122V123H3ZM11 122V121H10ZM9 122V123H10ZM19 122V123H18ZM31 122V121H30ZM35 122V123H34ZM245 122V123H244ZM254 123L253 125L255 126V128H252V127H254V126H252V125H250L251 126V128L249 127V129H246L245 128V125L247 126V124L246 123ZM13 123V124H14ZM26 123V122H25ZM241 123V124H240ZM8 124V125H7ZM176 124H178V123H176ZM186 124V125H187ZM204 124V125H203ZM243 124H244V127H243ZM207 125V126H206ZM239 126V128H241V131L243 130H245L244 132H246V131H251V132H248L249 134H248V139H247V137H245V136H243L242 135V133H241V131L239 130V128H237V126ZM188 126H186V127H188ZM201 126V127H200ZM169 127V128H168ZM185 127V126H184ZM189 127V128H190ZM200 127V128H199ZM235 127L237 128V130H235ZM248 127V126H247ZM177 128V129H176ZM188 128V129H189ZM193 128V127H192ZM230 128H232V130L233 131H231L230 130ZM243 128V129H242ZM5 129V130H4ZM11 129V130H10ZM38 129V128H37ZM173 129H175L174 131H173ZM13 130H14V132H13ZM169 130V131H168ZM184 131H187L185 128L183 129ZM229 130V131H228ZM258 130V131H257ZM184 131H181L182 132V134H180V135H175V138H177V136H178V138H180L181 137V135L182 136H184L183 135V133H185ZM191 131V130H190ZM202 131V132H201ZM226 131H228L227 133H229V135L230 136H232L233 135V137H231L230 138V140L231 141H229L230 143L227 145V143H228V141H226L227 140V138H229V136H227L228 134L226 133ZM169 132V133H168ZM234 132V133H233ZM239 132V133H238ZM187 133H189V132H187ZM236 133V134H235ZM11 134H12V137H10L11 136ZM169 134H172V140L170 139V140H168L169 139V136H171V135H169ZM192 134H195V133H192ZM225 134V135H224ZM239 134L241 135V136H243V137H245V139L247 140V141H244V143H243V141H241V143L242 144H237L235 141H237L236 139H234L235 138V136H236V138L238 137V138H240L241 136H239ZM42 135H44V134H42ZM42 135H40V136H42ZM245 135V134H244ZM158 136V137H157ZM221 136H223V137H227L226 138V140H225V138L223 139V137H221ZM160 137V138H159ZM197 137L199 138V140L197 139ZM218 137H220V140H219V138ZM242 137V138H243ZM7 138V139H8ZM237 138V139H238ZM253 138V139H252ZM158 139V140H157ZM183 139V138H182ZM223 139V141H225V142H222L221 143V145H223V147H224V145L226 144V148H222V146H220V142H221V140ZM233 139V140H232ZM6 140V139H5ZM41 140H42V142L40 141V138H39V140H38V144L40 145V149H41V147H42V149L44 150V148L46 147V145H47V148H49L48 147V144L46 143L45 144V142L47 141V140H45V142H44V139H42L41 138ZM157 140V141H156ZM180 140H181V138H180ZM187 140H189L190 142H192L191 143V145H190V142L188 141V143H187ZM8 140H7V143L9 142ZM40 141V142H39ZM158 141H160V143H158ZM171 141L172 142H174V144H171ZM178 141V140H177ZM199 141V142H198ZM238 141H239V139H238ZM263 141V142H262ZM43 142H44V144H43ZM165 142H167L166 144H165ZM195 142V143H194ZM197 142V143H196ZM207 142V143H206ZM227 142V143H226ZM235 142V143H234ZM256 142V143H255ZM179 143H180V141H179ZM179 143H176V144H179ZM201 143V144H200ZM209 143H212L211 144V146L210 147H207V146H209L210 144ZM223 143H225V144H223ZM240 143V142H239ZM246 143H247V145H246ZM254 143V144H253ZM9 144V143H8ZM41 144H42V146H41ZM194 144L196 145V146H194ZM209 144V145H208ZM186 145V146H185ZM188 145V146H187ZM200 145V146H199ZM207 145V146H206ZM246 146V147H248V148H243L242 149V146ZM254 145V146H253ZM257 145V146H256ZM259 145V146H258ZM45 146V147H44ZM170 146V147H169ZM228 146H230L229 148H227ZM238 146H240V147H238ZM249 146H251V147H249ZM44 147V148H43ZM205 147H206V149H205ZM221 147V148H220ZM50 148H52V146L50 147ZM169 148V149H168ZM171 148V149H170ZM188 148V149H187ZM209 148V149H208ZM239 148V149H238ZM173 149V150H172ZM202 149V150H203ZM221 149H222V151H221ZM227 149V150H226ZM229 149V150H228ZM231 149H233V150H231ZM248 149V150H247ZM42 150V151H43ZM170 150V151H169ZM177 150H178V152L179 151H182V154H184V156H186V157H183L181 160H180V158L178 159V154L179 153H181V152H179V153H176L177 152ZM245 150H246V152H247V154H246V152H245ZM41 151V150H40ZM47 151V150H46ZM53 152L55 151L54 150V148H53V150H52ZM174 151V152H173ZM176 151V152H175ZM227 151V153H229L230 155H232V156H230V157H234V158H232V160L233 161H231V163L230 164H227L226 165V163H228V161H227V157H229V156H226V163H224V161H223V158H224V156H225V154L226 153H222V152H226ZM229 151V152H228ZM263 151V150H262ZM55 152H57V153H59V150L58 151H55ZM61 152V151H60ZM194 154H193V153ZM196 152H198V151H196ZM243 152L246 154H244L245 155V157H246V159L243 157L244 155H243ZM56 153V154H57ZM172 153L174 154V153H176V155H177V157H175V155H172ZM192 153V154H191ZM199 153V154H200ZM220 153V154H219ZM260 153V152H259ZM40 154H42V152H40ZM47 153L45 152V155H46ZM53 154V153H52ZM50 155L51 157H54V159L55 158H57V157H59V156H56V154H55V156H53V155ZM152 154V155H151ZM157 154H155L156 155V157L158 158V155ZM198 154V155H199ZM239 154H240V156H239ZM243 156H242V155ZM264 154V153H263ZM48 155H49V152H48ZM47 155V157H50V156H48ZM193 155H194V157H193ZM201 155V154H200ZM219 155V158H221V160L220 159H217V156ZM221 155H223L222 157H220ZM228 155V154H227ZM248 155V156H247ZM62 156V155H61ZM60 156V157H61ZM151 156V157H150ZM180 156V155H179ZM182 156V155H181ZM263 156V157H262ZM5 157H7V156H5ZM50 157V158H51ZM239 157H242L241 159H238ZM177 158V159H176ZM185 158V159H184ZM249 158V159H248ZM38 159V158H37ZM37 159H35L36 161H37ZM45 159V158H44ZM58 159V158H57ZM172 159H176V161L180 164H178V163H176V161L174 162ZM185 161H184V160ZM225 159V158H224ZM230 159V158H229ZM16 160V159H15ZM38 160H40V159H38ZM42 161H44L43 159H41ZM158 160V161H157ZM183 160V161H182ZM217 160H219V162L217 161ZM14 161V160H13ZM35 161V162H36ZM139 161V160H138ZM187 161V162H186ZM191 161V162H190ZM201 161H202V159H201ZM230 161V160H229ZM222 162V163H221ZM263 162V163H262ZM27 163V164H26ZM187 163H188V165H187ZM191 163V164H190ZM200 163V161L197 159V164H199ZM213 163H214V165H215V167L213 166ZM216 163V164H215ZM217 163H221L222 165H220V166H222V167H220L219 166V164H217ZM247 163V164H246ZM24 164V165H23ZM36 164H39V166H41L40 165V161H39V163L38 162H36ZM190 164V165H189ZM204 164H207V165H205L204 166ZM225 164V165H224ZM30 165V166H29ZM31 165H33V166H31ZM187 165V166H186ZM192 165H194V163L192 164ZM200 165H199V168H200ZM218 165V166H217ZM20 168H18V167ZM44 166V165H43ZM61 166V165H60ZM120 166H122V165H120ZM139 166V167H138ZM154 166V169L152 168ZM169 166H170V168H169ZM198 166V165H197ZM9 167V168H8ZM34 167H35V169H34ZM63 167H64V165H63ZM63 167H61V168H63ZM76 167V166H75ZM81 167V166H80ZM112 167H115V165H113ZM183 167V168H184ZM18 168V169H17ZM65 168V167H64ZM76 168H78V167H76ZM84 167H82V168H79V169H81L80 171H82V172H84V171H86V169H83ZM138 168H139V170H138ZM150 168H148L149 170H151ZM183 168H180V170L181 169H183ZM198 167H196V165H195V167L194 166H192V169H193V171H195L194 173H197V174H199L198 172L199 171H196V170H198L197 169ZM216 168V169H215ZM225 168V169H224ZM262 168H263V170H262ZM66 169V168H65ZM132 169V168H131ZM171 169V170H170ZM191 168H189L188 170H190ZM201 169V168H200ZM201 169V170H202ZM45 172H44V171ZM78 170V169H77ZM111 170V169H110ZM143 170V169H142ZM145 170V169H144ZM144 170H143V173L145 174V172H144ZM185 170H186V172H185ZM185 170L183 171V174H184V172L185 173H187V169L185 168ZM200 170V172H202ZM34 171V172H33ZM38 171V172H37ZM64 171V170H63ZM66 171V170H65ZM79 171V175L80 174H82V172H80ZM141 171V170H140ZM155 171V172H154ZM192 170H190V171H188V175L190 174V175H192V173L193 172H191ZM212 171V172H211ZM245 171V172H244ZM247 171V172H246ZM263 171V172H262ZM20 172H24V173H28V174H33V173H35V175L37 176V174H38V176H40L41 178H42V176H43V178H44V180H42V179H40V180H42L43 181V183L40 181L39 182V180L37 181V183L39 182V183H41V184H43V185H41L42 187H43V192H46L45 190H47V191H52V193H51V196L53 195H55V194H57V195H55V197H53V199L52 198H50L51 196H49V198L47 199V200H49L48 201V203H47V200L45 201V203L43 202V199H41L40 201H39V203L38 202H36L35 200H36V198H32L33 196L35 197V194L34 195H32L31 194V198H32V200H30V198H28V200H27V198L24 200L23 198L24 197H22V195H21V197L20 198H22V199H19L18 197H17V194H16V192L18 193V195L21 193V194H23L24 193V189L25 188H23V187H21V188H19V189H21V190H24V191H21V192H19V189H15V187H17V186H19L18 185V179L16 178V174L17 175H19V173ZM115 172V173H114ZM191 172V173H190ZM206 172L207 171H205V173H204V175H206ZM214 172V176H213V173ZM236 172V173H235ZM24 173H21L20 175H22V174H24ZM65 173V172H64ZM122 173V174H121ZM150 173H151V171H150ZM193 173V174H194ZM208 173V172H207ZM129 173H128V170H127V174L126 175H128ZM140 174V172L137 174L138 176H140L139 175ZM147 174V173H146ZM169 174H172V178L173 179H170L171 178V175H169ZM25 175V174H24ZM47 175H49L48 177H47ZM83 175H84V173H83ZM130 175H131V173H130ZM129 175V176H130ZM143 175V174H142ZM168 175H169V177H168ZM186 174H184V177H186L185 176ZM202 175V174H201ZM209 175V174H208ZM34 176V175H33ZM36 176H34V177H36ZM82 176V175H81ZM112 176V175H111ZM118 176L120 177V180H119V178H118ZM133 176V175H132ZM136 176V175H135ZM167 176V178H165ZM178 176V175H177ZM194 176V179H196V180H198L199 178L198 177H200V175L199 176H197L196 178H195V175H193ZM203 176V175H202ZM40 177H38V179L40 178ZM47 179H46V178ZM124 177V176H123ZM141 177V176H140ZM143 177H145V175H143ZM182 177V176H181ZM206 177H207V175H206ZM212 177H208V180H209V178L211 179ZM50 178H51V180H50ZM107 178V177H106ZM105 178V179H106ZM128 178V177H127ZM135 178V177H134ZM139 178V177H138ZM192 178V177H191ZM201 178V177H200ZM10 179V180H11ZM14 179V180H13ZM17 179V180H16ZM66 179H67V181H66ZM111 179V180H110ZM116 179H118L117 181H116ZM129 179V178H128ZM144 179V178H143ZM189 179V178H188ZM187 179V180H188ZM207 179V178H206ZM16 180V181H15ZM108 180H109V182L111 181L112 182V186H111V184L109 185V182H108ZM113 180H115V181H113ZM135 180V179H134ZM134 180H132V182L134 181ZM195 180V181H196ZM201 180H203V178H201ZM214 180V179H213ZM49 181V182H48ZM52 181V182H51ZM53 181H55V182H53ZM58 181H60V183L58 182ZM80 181V184H81V181L82 182H84V180H79ZM58 182V183H57ZM116 182V184H117V186H119L120 185V187H117V186H115L113 183H115ZM123 183V185H121V184H119V183ZM136 182V181H135ZM197 182H199V181H197ZM22 183V182H21ZM48 185H47V184ZM172 183H174V182H172ZM78 184H79V182H78ZM83 184V187H84V185L86 186V184L85 183H82ZM81 184V185H82ZM99 184V183H98ZM130 184H131V182H130ZM199 184V183H198ZM13 185H16L15 187L13 186ZM46 185V186H45ZM71 185H70V187H71ZM126 185V186H125ZM174 185V184H173ZM26 188H28L26 185H24ZM100 186V185H99ZM115 186V187H114ZM172 186V185H171ZM170 186V187H171ZM10 187V186H9ZM8 187V188H9ZM88 187V186H87ZM91 187H93V186H91ZM98 187V186H97ZM134 187V186H133ZM79 188V189H78ZM85 188V187H84ZM100 188V187H99ZM115 188L117 189V188H122L121 190L120 189H117V190H120L119 192V194H118V191L116 192V190H115ZM188 188H190V187H188ZM31 189V188H30ZM107 189H109L110 191L109 192H111V193H109L108 192V190ZM130 189V190H129ZM220 189V190H219ZM222 189V190H221ZM262 189V190H261ZM28 190V189H27ZM26 190V191H27ZM59 190V191H58ZM73 190L75 191V193H76V195H75V193L73 192ZM99 190V191H98ZM126 192H125V191ZM136 190V189H135ZM177 189H176V187H175V190L174 191H176ZM30 191V190H29ZM129 191H130V194H129ZM178 191V190H177ZM185 191V190H184ZM193 191H196L195 193L193 192ZM220 191H222L223 193H221ZM4 192H6V193H4ZM23 192V193H22ZM55 192V193H54ZM77 192H78V194H77ZM131 192H132V194H131ZM137 192H138V190H137ZM199 192V191H198ZM220 192V193H219ZM61 193V194H60ZM62 193H63V195H62ZM84 195H83V194ZM87 193H89L90 194V197H89V194H87ZM109 193V194H108ZM125 193V194H124ZM134 193H135V191H134ZM180 193V194H179ZM47 194V193H46ZM85 194H87L86 196H85ZM111 194V195H110ZM191 194H192V196H191ZM196 196H195V195ZM10 195V196H9ZM13 195V196H12ZM58 195H61V196H58ZM64 195H65V197H64ZM72 195H73V197H72ZM97 195V196H96ZM109 195H110V197H109ZM129 195V196H128ZM136 195V194H135ZM135 195H132V196H135ZM168 195V194H167ZM215 195V196H214ZM108 196V197H107ZM195 196V197H194ZM200 196V197H199ZM223 196V197H222ZM9 197V198H8ZM11 197H13V200H12V198ZM15 197V198H14ZM36 197H37V194H36ZM43 197V196H42ZM44 197H46V196H44ZM64 198V199H62V198ZM69 197V198H68ZM194 197V198H193ZM202 197V198H201ZM38 198H40V197H38ZM55 198V199H54ZM72 198V199H71ZM76 198V199H75ZM77 198H80L79 200H77ZM84 199V201H83V199ZM87 198H91L92 199V201L94 202V204L95 205H93V202L91 201V199H89V202H87L88 201V199ZM130 199H131V197H129ZM55 200L54 202L53 201H51V200ZM69 199V200H68ZM71 199V200H70ZM171 199V200H170ZM198 199V200H197ZM200 199H201V201H200ZM203 199H204V201H206V203H204V202H202L203 201ZM222 199V200H221ZM25 201V202H27L28 204H26L25 202H22V201ZM57 200V201H56ZM72 200L73 201H75V203L74 202H72ZM77 200V201H76ZM141 200V199H140ZM163 200L165 201L166 200V202H163ZM173 200H175V201H173ZM179 200V199H178ZM21 201V202H20ZM30 201V202H29ZM64 201V202H63ZM82 202V203H80V202ZM122 201H124L125 203H127V204H125L124 202H122ZM137 201V202H136ZM173 201V202H172ZM180 201V200H179ZM180 201V203H182ZM195 202V203H192V202ZM200 201V202H199ZM18 202V203H17ZM33 204H32V203ZM43 202V203H42ZM111 202V203H110ZM118 202V203H117ZM119 202H122V203H119ZM133 202L134 203H136V204H133ZM173 204H172V203ZM197 202V203H196ZM23 203H24V205H23ZM35 203H36V205H35ZM46 203L48 204L47 206H46ZM50 203V204H49ZM90 205H89V204ZM92 203V204H91ZM189 203V204H188ZM39 204V206H37ZM110 204H112V206L111 207H114V209L116 208V207H118L117 209H120L121 210V208H123V209H125L126 211H123L122 213L124 214V213H126V214H124V215H122L123 216V219H121L122 218V216H120V214H122L121 213V211H120V213L119 212H117V214H111L109 211H112V212H114L113 210H111L110 209V207H108V208H106L104 205H107V206H110ZM139 204V203H138ZM164 204H166V205H164ZM179 204V203H178ZM213 204V205H212ZM26 205V206H25ZM44 205V206H43ZM51 205H53L54 206V208H53V206H51ZM57 205V206H56ZM84 205H85V207H84ZM150 205H151V207H150ZM194 206V207H192V206ZM211 205V206H210ZM21 206V207H20ZM32 206V207H31ZM49 206V207H48ZM56 206V207H55ZM91 206H93V208H90ZM98 208H97V207ZM106 208V210H109L108 212L106 211L105 213H104V216L102 215V218H100L99 220H101L102 219V222L104 223H108V222H110L111 223V225H110V227H106V225L105 226H103V227H101V225H100V227H96L95 226V229H94V227H93V231H92V229H90V231H87V229L88 228H84V230L83 231H87V233H85V232H83V234H82V232H79L80 230L78 229V228H76L77 229V231H76V229H71L73 232L71 233L70 231V229H66L64 226H60L61 228L60 229H56V227L57 226H54V225H56L55 223L53 224V223H51V221L54 219V221L55 220H57L58 222H59V220L61 219V220H64L65 222H67L68 221V219L70 220V219H72V220H74L75 222L76 221H82V218H84V216L86 215V217L88 216V212H87V210H90V211H96V212H93L94 214H96L97 213V211H100L99 213H101V212H103L104 211V207ZM132 208H131V207ZM167 206V207H166ZM177 206V207H176ZM201 206V207H200ZM18 207V208H17ZM27 207V208H26ZM43 207V208H42ZM100 207H103L102 208V210L103 211H101V209H100ZM120 207V208H119ZM188 207L189 208H191L192 207V209L191 210H187L188 209ZM210 207H213L214 209H213V212H212V209H210ZM22 208V209H21ZM34 208V209H33ZM40 208H42V209H40ZM49 208V209H48ZM83 208V209H82ZM86 208H87V210H86ZM90 208V209H89ZM135 208H137V207H135ZM165 208H167V209H169V210H166ZM187 208V209H186ZM46 209H48L47 211L50 213V211H51V209H53L54 210V212H53V210L51 211L52 213H46ZM62 209V210H61ZM81 209V210H80ZM38 210V211H37ZM43 210H45L44 212H43ZM50 210V211H49ZM78 210H80V211H78ZM86 212H85V211ZM132 210H133V212H132ZM196 210V211H195ZM42 211V212H41ZM68 211V212H67ZM83 211V212H82ZM116 211V210H115ZM128 211V212H127ZM162 211V212H163ZM168 213L169 212V215H167L166 214V212ZM80 212V213H79ZM130 212V213H129ZM184 212H182L181 210H180V213H184ZM46 213V214H45ZM79 213V214H78ZM90 213H92V212H90ZM106 213H108V214H106ZM172 213V212H171ZM174 213H176V212H174ZM179 213V212H178ZM188 213V214H187ZM190 213V214H189ZM259 213V214H258ZM45 214V215H44ZM75 214V215H74ZM85 214V215H84ZM94 214H92V216H94ZM98 214V213H97ZM102 214V213H101ZM165 214L167 215V216H165ZM173 214V213H172ZM42 215V216H41ZM71 215H73V216H71V218H70V216ZM84 215V216H83ZM98 215H100V214H98ZM98 215H96V216H98ZM130 215H131V217H130ZM160 215V216H161ZM192 216V217H190V216ZM194 215V216H193ZM226 215V216H225ZM48 216H50V217H48ZM55 216V217H54ZM75 216V217H74ZM77 216H79V217H77ZM89 216H90V214H89ZM118 216H120V217H118ZM141 216H143V221H146V220H144V218L145 219H147L146 217H144V215H140V217ZM173 216V215H172ZM196 216H197V218H196ZM228 216V217H227ZM240 216V217H239ZM258 216V217H257ZM48 217V218H47ZM64 217H66L65 219H63ZM106 217H108V220L106 219ZM126 217L128 218L129 217V220L127 219V221L125 222V221H123V220H125L126 219ZM139 217V218H140ZM168 217V218H169ZM198 217H203V222H202V218L201 219H199ZM221 217V218H220ZM68 218V219H67ZM90 218H91V216H90ZM95 218V217H94ZM111 218V219H110ZM136 218V219H135ZM139 218H138V221L140 222V220H139ZM171 218V217H170ZM187 218V219H188ZM223 218V219H222ZM256 218H258V219H256ZM49 219V220H48ZM59 219V220H58ZM92 219V218H91ZM106 219V220H105ZM110 219V220H109ZM187 219H185V222H186V220ZM225 219H226V221H225ZM60 220V221H61ZM135 220H136V223L138 224V226H139V228L137 227L136 228V224H134L135 223ZM141 220V221H142ZM148 220V219H147ZM156 220V219H155ZM208 220H210V221H208ZM252 220H255V221H252ZM56 221V222H57ZM87 220L85 219V221H84V219H83V221L82 222H86ZM129 221H132L131 223H133V225L135 226H132V225H126V224H124V223H127V224H129ZM142 221V222H143ZM188 221V220H187ZM95 222H97V220L95 221ZM189 222V221H188ZM192 222V221H191ZM250 222V223H249ZM252 222V223H251ZM257 222V223H256ZM60 223V222H59ZM62 223H64V222H62ZM99 223H101V221L99 222ZM123 223V224H122ZM249 223V224H248ZM198 224V225H199ZM209 224V225H208ZM233 224V225H232ZM103 225V224H102ZM108 225V224H107ZM140 225H142V227L140 226ZM180 225V224H179ZM180 225V226H181ZM212 225V226H211ZM225 225V226H224ZM228 225H232L231 227H229ZM246 225V226H245ZM109 226V225H108ZM175 226V225H174ZM189 226V225H188ZM192 226V225H191ZM190 226V227H191ZM211 226V227H210ZM219 226V227H218ZM234 226V227H233ZM53 227H55V228H53ZM63 227V228H62ZM67 227V226H66ZM90 228H91V226H89ZM105 227V228H104ZM134 227V228H133ZM215 229H214V228ZM245 227H247V228H245ZM98 228H99V230H98ZM113 230H112V229ZM153 228V229H152ZM163 228V229H162ZM212 228V229H211ZM230 230H229V229ZM86 229V230H85ZM170 229V230H169ZM191 229H193V228H191ZM223 229V230H222ZM70 230V231H69ZM81 230V231H82ZM89 230V229H88ZM116 230V231H115ZM157 230V231H156ZM238 230V231H237ZM260 230V231H259ZM76 233H75V232ZM114 231V232H113ZM166 232V234H165V232ZM168 231V232H167ZM194 231V232H193ZM221 231V232H220ZM225 231V232H224ZM263 231V232H262ZM163 233V234H159V233ZM217 232V233H216ZM231 232V233H230ZM85 233V234H84ZM180 235H181V233H179ZM83 235V236H82ZM204 235V236H203ZM219 235V236H218ZM220 235H221V237H220ZM232 235V236H231ZM185 236V237H184ZM219 237H220V239H219ZM262 237V241H261V238ZM174 238H175V240H174ZM177 238V239H176ZM170 241H169V240ZM173 239V240H172ZM204 239V240H203ZM258 239H260L259 241V243H258ZM161 240V241H160ZM177 240V241H176ZM254 240V241H253ZM178 243V244H177ZM166 246H165V245ZM169 244V245H168ZM184 244V245H183ZM260 245V246H259ZM258 247H260L259 249H261V251H263V252H261L259 249H258ZM262 247V248H261ZM167 248V249H166ZM257 249H258V251H260V253L257 251ZM123 250V251H122ZM127 252H126V251ZM163 250V251H162ZM118 253H117V252ZM166 252V253H165ZM163 253V254H162ZM146 254V255H145ZM246 255V256H245ZM10 256V257H9ZM14 256V257H13ZM16 256V257H15ZM56 256V257H55ZM120 256V257H119ZM124 256V257H123ZM239 256V257H238ZM258 256V257H257ZM119 257V258H118ZM222 257V258H221ZM74 258V259H73ZM81 258L83 259V260H81ZM87 258V259H86ZM89 258V259H88ZM226 258V259H225ZM243 258H246V259H243ZM255 258V257H254ZM255 258V259H256ZM259 258V259H260ZM86 261H85V260ZM219 259V260H218ZM256 259V260H257ZM230 260V261H229ZM256 260H255V262H256ZM110 261V262H109ZM217 261H218V263H217ZM238 261V262H237ZM258 262L260 261V260H257ZM10 262H12V263H10ZM68 262V261H67ZM98 262V263H97ZM223 262V263H222ZM248 262H250V261H248ZM254 262V261H253ZM262 263L264 262V261H261ZM0 263H2L1 261H0ZM245 263V262H244ZM251 263V262H250ZM260 263V262H259ZM262 263H260V264H262ZM63 264H65V263H63ZM66 264H69V263H66ZM71 264H72V262H71ZM245 264H248V263H245ZM253 264H257V263H253Z\"/></svg>","mask_w":264,"mask_h":264}]
</instances>
